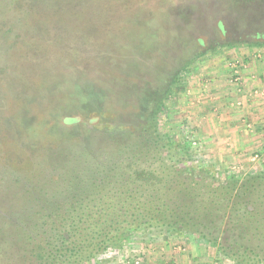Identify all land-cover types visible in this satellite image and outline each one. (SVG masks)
Here are the masks:
<instances>
[{
  "label": "rangeland",
  "instance_id": "1",
  "mask_svg": "<svg viewBox=\"0 0 264 264\" xmlns=\"http://www.w3.org/2000/svg\"><path fill=\"white\" fill-rule=\"evenodd\" d=\"M257 40L264 0H0V264H34L27 233L44 202L63 201L66 169L104 149L109 127L142 124L133 113L185 60L158 119L190 145L178 169L214 184L264 172L263 123L246 111L250 94L264 101ZM120 247L95 264H234L176 227Z\"/></svg>",
  "mask_w": 264,
  "mask_h": 264
},
{
  "label": "trees",
  "instance_id": "2",
  "mask_svg": "<svg viewBox=\"0 0 264 264\" xmlns=\"http://www.w3.org/2000/svg\"><path fill=\"white\" fill-rule=\"evenodd\" d=\"M234 1L237 6L246 0ZM192 61L182 62L159 92L148 94L133 113L134 122L140 118L142 124L109 127L104 149L85 151L66 169L56 189L63 201L44 202V214L37 213L42 222L27 233L34 264H95L98 255L121 248L133 232L157 227L203 239L234 264H264V172L226 184L187 176L178 165L191 158L190 145L159 130L178 73ZM138 164L156 165L157 175Z\"/></svg>",
  "mask_w": 264,
  "mask_h": 264
},
{
  "label": "crops",
  "instance_id": "3",
  "mask_svg": "<svg viewBox=\"0 0 264 264\" xmlns=\"http://www.w3.org/2000/svg\"><path fill=\"white\" fill-rule=\"evenodd\" d=\"M250 72L256 73L255 67H253V69H250ZM253 77H254V75L251 78H253ZM263 77H264V73L262 74L261 77L258 76L257 80L259 81ZM245 81L250 83L249 88H252L254 86H257V87L259 86L258 83L256 84L252 79L250 80L249 77L247 79H245ZM246 103H247L246 104L247 113L254 115L257 119L259 118L258 120H260V122L263 123L262 127H264V101L262 99H258L256 97H253V95L250 94L249 100L248 101L246 100ZM159 263L160 262H157V264H159ZM154 264H156V262Z\"/></svg>",
  "mask_w": 264,
  "mask_h": 264
}]
</instances>
